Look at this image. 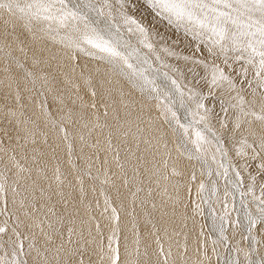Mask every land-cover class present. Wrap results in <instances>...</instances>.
Segmentation results:
<instances>
[{
	"label": "snow or ice",
	"instance_id": "1",
	"mask_svg": "<svg viewBox=\"0 0 264 264\" xmlns=\"http://www.w3.org/2000/svg\"><path fill=\"white\" fill-rule=\"evenodd\" d=\"M0 264H264V0H0Z\"/></svg>",
	"mask_w": 264,
	"mask_h": 264
},
{
	"label": "rangeland",
	"instance_id": "2",
	"mask_svg": "<svg viewBox=\"0 0 264 264\" xmlns=\"http://www.w3.org/2000/svg\"><path fill=\"white\" fill-rule=\"evenodd\" d=\"M202 223H205V224H210L211 222H210V219H208V220H205V221H201ZM190 227H191V223H190V225H189ZM206 231H207V229H205ZM193 238H194V234L192 235V236H190L189 237V244L191 245L192 244V240H193Z\"/></svg>",
	"mask_w": 264,
	"mask_h": 264
},
{
	"label": "bare ground",
	"instance_id": "3",
	"mask_svg": "<svg viewBox=\"0 0 264 264\" xmlns=\"http://www.w3.org/2000/svg\"><path fill=\"white\" fill-rule=\"evenodd\" d=\"M211 222V221H210Z\"/></svg>",
	"mask_w": 264,
	"mask_h": 264
}]
</instances>
